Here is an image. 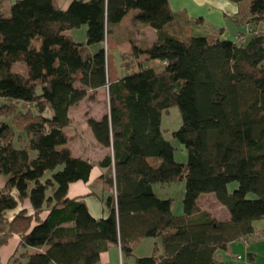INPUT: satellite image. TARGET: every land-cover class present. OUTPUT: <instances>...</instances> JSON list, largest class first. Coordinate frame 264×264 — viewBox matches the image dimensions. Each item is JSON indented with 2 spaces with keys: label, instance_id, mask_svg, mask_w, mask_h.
<instances>
[{
  "label": "trees",
  "instance_id": "trees-1",
  "mask_svg": "<svg viewBox=\"0 0 264 264\" xmlns=\"http://www.w3.org/2000/svg\"><path fill=\"white\" fill-rule=\"evenodd\" d=\"M228 1L249 2L247 15L233 18L248 22L247 41L180 37L168 0H73L66 10L59 0H14L7 14L0 3V248L20 237L25 252L14 263L97 264L112 245L124 264L139 241L158 239L162 254L155 246L135 264H215L216 250L253 235L264 221V34L257 30L264 0ZM130 12L156 39L133 42L120 57L126 73L110 83L104 49H90ZM82 27L85 43L74 42L69 32ZM16 63L26 75L12 71ZM105 87L108 112L85 122L107 150L92 163L65 148L73 140L68 113ZM173 106L182 123L171 137L187 150L185 164L174 160L161 129ZM94 168L107 210L98 219L82 198H67ZM178 181L185 182L183 214L174 216L153 186ZM202 195H213L229 220L202 211ZM25 202L31 214L7 218Z\"/></svg>",
  "mask_w": 264,
  "mask_h": 264
},
{
  "label": "crops",
  "instance_id": "crops-1",
  "mask_svg": "<svg viewBox=\"0 0 264 264\" xmlns=\"http://www.w3.org/2000/svg\"><path fill=\"white\" fill-rule=\"evenodd\" d=\"M13 1L11 0L9 6ZM72 1L59 0V8L66 10ZM168 4L172 13L176 16V20L180 21V25L177 26L178 31H180V37L198 36L233 42L239 39V37L244 41L249 39L251 27L248 22L236 24L233 21V18H236L239 14L247 15L249 9L248 1L235 4L228 0H168ZM133 18L134 13H128L118 25L113 27L112 32L107 35L109 48L106 53V62L108 79L109 73L111 75L110 83L118 81L126 73L122 68L120 57L122 54L131 51L133 42L142 46H150L156 39L155 30L143 24L135 23ZM82 28L86 30V27ZM257 30L264 34V20L257 26ZM78 32L80 31L73 30L69 32V36L72 37L74 42H76L77 37L80 35ZM85 41L83 40L80 43H85ZM103 45L104 43L93 46L90 50L96 52L103 48ZM151 64L155 65L154 62ZM104 90L107 91L106 87L98 89L88 96H94L95 100H98V97L102 95ZM97 100L94 102L90 101V107L84 110L78 120L72 118V113L77 106L87 102L86 99H83L78 105L71 107L68 115L73 125L66 131L67 135L73 138V140L68 142L65 148L69 149L75 158L89 160L92 163L98 162L107 153L106 149L97 144L91 131L83 126L86 115L89 114L88 118L100 120L108 112L104 106L100 107L103 104H100ZM100 175L101 171L94 168L88 183H73L69 186L67 193V198L69 199L82 198L90 215L95 219L107 216V210L99 197L96 196L97 194H102V188L100 185L93 186V183ZM2 181L0 179L1 184L3 183ZM156 188L164 187L161 185L153 186L154 193ZM93 192L95 194H92ZM198 207L202 211L210 213L218 221L229 220L227 209L219 204L213 195L200 196ZM21 209L27 210L28 214L32 213L29 203L25 202L16 211L8 213L7 218L12 219L14 214ZM253 227V235L231 242L224 249L216 250L214 254L215 264H264V221L255 222ZM19 242L20 237L14 235L8 240L7 244L0 248V264L14 263L19 258V255L25 252L19 248ZM27 252L32 255L41 253L43 250L28 249ZM119 259L122 262L120 249L110 245L109 250L101 254L100 261L97 264H113L114 260V264H117ZM24 261L20 259L21 263Z\"/></svg>",
  "mask_w": 264,
  "mask_h": 264
},
{
  "label": "rangeland",
  "instance_id": "rangeland-1",
  "mask_svg": "<svg viewBox=\"0 0 264 264\" xmlns=\"http://www.w3.org/2000/svg\"><path fill=\"white\" fill-rule=\"evenodd\" d=\"M11 0H0V3L3 7V12L5 14L8 13L9 9V3ZM132 13V12H131ZM80 35L77 37L76 42L80 43L83 40H86V30L84 28L77 29ZM103 49L105 53H107L108 50V42H107V36L105 37ZM110 52V51H109ZM111 54V52H110ZM15 73H20L22 75H26L27 69L26 66L23 63H16L13 66L12 69ZM109 82H111V75L109 73ZM107 89V88H106ZM85 103L80 104L77 106L72 113V118L74 120H78L81 116V114L84 112L86 108H89L90 101H96L94 96H87ZM97 102H100L101 106H104L105 110L108 111V94L107 91L104 90L102 92V95L98 97ZM78 105V104H77ZM98 107V106H97ZM99 108V107H98ZM89 115V114H88ZM88 115L85 116V121H83V126H85V122L88 118ZM9 123V122H7ZM182 120L181 115L176 106L171 107L168 111L163 112L162 114V120H161V129L163 131H166L167 133L164 135L167 140L171 141L172 147L174 148V160L179 164H185L187 162L188 153L184 146H182L179 142L176 140H173L171 137V134L178 130L181 126ZM82 129V128H81ZM72 134V132H71ZM4 184V179H2ZM164 188H156L155 193L158 198L160 199H167L171 200L172 202V213L174 216H181L183 214V205L182 201L185 194V182L184 181H178L173 182L165 185H161ZM0 187V188H1ZM229 191L232 192L234 189H236V183H232L228 187ZM202 206V203H201ZM155 246L158 247L157 256H160L162 254L161 246H160V240L158 239H144L139 241L137 244H135L132 248V254L129 257H123L124 264H135L136 258H145V257H151L154 254ZM115 263V260H114ZM113 263V264H114ZM122 264V262L119 261L117 264ZM9 264H15L10 262Z\"/></svg>",
  "mask_w": 264,
  "mask_h": 264
}]
</instances>
